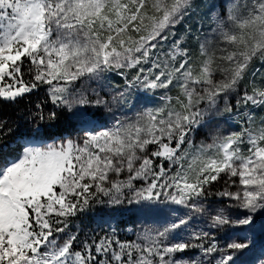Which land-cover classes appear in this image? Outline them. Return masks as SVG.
<instances>
[{
    "label": "snow or ice",
    "instance_id": "1",
    "mask_svg": "<svg viewBox=\"0 0 264 264\" xmlns=\"http://www.w3.org/2000/svg\"><path fill=\"white\" fill-rule=\"evenodd\" d=\"M220 7L210 37H197L206 58L196 64L173 31L195 14L194 0H0V101L47 86L52 105L45 114L36 103L35 131L11 142L14 128L0 117V264H264V127L249 116L239 132L192 139L252 62L264 64V0ZM125 70H135L132 79ZM113 71L126 87L109 99L102 81ZM170 86L181 90L175 104L123 110L132 90ZM241 99L264 106V87ZM61 114L71 131L48 135L42 125ZM221 180L213 207L209 186ZM125 204L143 214L131 237L111 228L81 240L73 230L89 214L109 226ZM229 228L246 232L222 246L216 234ZM193 250L199 255H185Z\"/></svg>",
    "mask_w": 264,
    "mask_h": 264
},
{
    "label": "rangeland",
    "instance_id": "2",
    "mask_svg": "<svg viewBox=\"0 0 264 264\" xmlns=\"http://www.w3.org/2000/svg\"><path fill=\"white\" fill-rule=\"evenodd\" d=\"M194 2L196 5V10L203 9L205 3L208 7V12L206 15L199 18L197 14H194L192 18H194V21H196L197 29H200L201 25H203L204 33L201 35L200 39H203L205 35H209L210 37L211 28L215 27V25L212 24L211 22L212 16L215 13L222 12L223 9L220 7V5L222 4L226 5L229 2V0H194ZM185 19H190V18L186 17ZM189 28H190V23L184 20L182 28L180 29L182 34L175 36V38L179 39L181 37H184V35L187 34ZM172 39L173 38H169V43L164 46L165 51H166L165 47L170 46ZM213 47H215V43L213 44ZM199 48L200 45L198 42V51H197L198 55L195 58V60H193L194 63L196 64H199L200 61L206 58L201 56ZM216 57L217 59L214 61V65L219 63V59H218L219 53H216ZM257 69H259V72H257L256 75L253 76V73L256 72ZM116 76H119V73H117V71L106 73L105 78L102 81V84L110 81L111 82L114 81L116 79ZM215 78L219 80L222 78V76L218 72ZM123 82L124 84L121 86V88H118L113 94L109 95V99L111 98V95H115L116 92L123 90L126 87L125 80ZM253 84L260 87H264V64H262L261 61L258 59L254 60L250 65L249 71L245 75L244 79L241 81L237 91L230 93L227 98H224L223 96L220 98L218 103L219 115L212 117V122L207 128H202L198 132H196L198 137V142H195L196 145H199L201 142L204 143L210 142V135L212 133H215L217 130H219L222 134H226L228 132H233V131L239 132L242 127L249 126V122H248L249 116H252L253 118L251 127L253 128L264 127V106L252 107L251 105H245V103L241 99L243 94H241L240 96L239 95L240 93L238 92V90L242 89L243 87L246 91L251 93ZM96 85L97 83L95 84V86ZM130 93H132V98L128 99L129 104L125 105L123 108V110L127 112L129 115L134 111L142 110L143 107H152V106L161 105L162 103L165 102V99H170L171 102L175 104L177 96L181 95V90L178 86H170L169 89H157L150 92H139V93L134 89ZM238 100L241 101L239 104H237ZM226 104L232 108V112L224 111ZM89 111L104 112L103 109H89ZM113 111L116 112L117 116L120 115V111H121L120 109L114 107ZM105 115H109V114L105 113ZM222 200L223 198L221 197L213 198V199L210 198L207 199L206 203H210L213 207H219ZM131 206L132 207L126 204L124 205L123 208L119 209L117 214L110 221L109 227L113 228V225L115 227L117 223L122 222L123 225L121 226V229L126 231L127 233H133L134 230L139 229L143 222V214L135 211V209L139 207L138 205H131ZM160 207H165V206L161 205ZM172 215L175 214L168 213V216H172ZM96 221L98 222V219ZM245 232L246 230L244 228H229L224 231L218 232L216 234V238L218 243L223 246L226 245V243L230 242L232 239L238 236H243ZM260 243H264V233H260L258 235V244ZM185 255H199V252L198 250H193L190 253H185ZM249 258L250 257L247 255L241 257L242 260H247Z\"/></svg>",
    "mask_w": 264,
    "mask_h": 264
},
{
    "label": "trees",
    "instance_id": "3",
    "mask_svg": "<svg viewBox=\"0 0 264 264\" xmlns=\"http://www.w3.org/2000/svg\"><path fill=\"white\" fill-rule=\"evenodd\" d=\"M207 12H208V7L206 3L203 9L195 10V14H197L199 18L206 15ZM192 17L193 15L189 16L190 19H184L190 23L191 32L189 33L187 31V34L184 35L183 38H184L185 48L191 53L193 60H195V58L198 55L197 51H198L199 41L197 37L198 36L201 37V35L204 32L198 31V29L196 28L197 25L196 21H194V18ZM183 21L181 22V24H178L176 28L173 30L175 32V36L182 34L180 29L182 28ZM169 38H173V37L170 36ZM169 47L170 46L165 47L166 51L168 50ZM125 71L127 73L129 80L132 79V77L135 75V70H125ZM124 80H125L124 77H122L119 74V76H116V79L114 81L103 83L102 86H103L104 94H113L118 88H121V86L124 84L123 82ZM95 84L96 83L93 82L91 84V87L96 88V86L98 85L95 86ZM244 91L246 90L243 87L242 89H239L238 90V92L240 93L239 95L241 96V94H243ZM130 98H132V93H129L127 99ZM38 102L45 104V114H47V111L51 110L52 105L50 102H47V86H44L41 89L26 95L22 99L18 100L17 103L15 104H9L0 101V117L7 119L9 121L8 126L14 128V131L7 136L6 138L7 142L13 141L17 136L21 134H28L35 131L36 125L35 123L32 122L29 113L31 110L34 109V105ZM70 124L71 121L69 119V114H61L53 127L48 128L47 125H42V127L47 130L48 135L54 137V136L67 134V131H71ZM193 141L194 143L198 142L197 133L193 135ZM210 186H209V195L207 199L219 198V196H217L216 193L223 189L224 187L223 180L219 182H214ZM123 207L124 205L121 208ZM96 220H97L96 217H94L91 214L83 216L73 222V230H75L76 227H79L81 229L80 232L81 240L85 238L86 234H90L93 231L98 232L100 235H103L105 230H109V231L111 230V227L101 225ZM122 225H123L122 222H120L117 223L116 226L113 228L117 229L121 239H124L126 237H131L132 233H127L126 231L122 230L121 229Z\"/></svg>",
    "mask_w": 264,
    "mask_h": 264
},
{
    "label": "built area",
    "instance_id": "4",
    "mask_svg": "<svg viewBox=\"0 0 264 264\" xmlns=\"http://www.w3.org/2000/svg\"><path fill=\"white\" fill-rule=\"evenodd\" d=\"M130 207H132V206H130Z\"/></svg>",
    "mask_w": 264,
    "mask_h": 264
}]
</instances>
